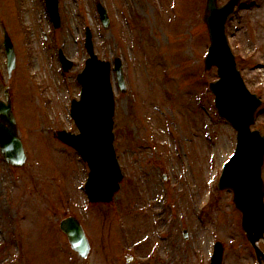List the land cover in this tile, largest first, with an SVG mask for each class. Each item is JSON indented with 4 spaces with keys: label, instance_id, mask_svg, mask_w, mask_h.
<instances>
[{
    "label": "rangeland",
    "instance_id": "1",
    "mask_svg": "<svg viewBox=\"0 0 264 264\" xmlns=\"http://www.w3.org/2000/svg\"><path fill=\"white\" fill-rule=\"evenodd\" d=\"M100 1L108 29L94 0H58L56 29L44 0H0V96L9 84L27 155L12 167L0 154V264H209L215 240L222 264H255L231 191L216 187L235 131L217 116L208 89L216 72L203 64L205 0ZM2 23L17 58L10 78ZM85 26L99 58L120 59L126 84L120 91L113 71V143L124 178L113 201L92 205L79 187L86 163L53 136L77 132L69 110L87 57ZM227 34L246 85L262 99L253 127L264 134V0H243ZM58 49L73 61L70 70ZM70 214L90 240L86 259L59 228Z\"/></svg>",
    "mask_w": 264,
    "mask_h": 264
},
{
    "label": "water",
    "instance_id": "2",
    "mask_svg": "<svg viewBox=\"0 0 264 264\" xmlns=\"http://www.w3.org/2000/svg\"><path fill=\"white\" fill-rule=\"evenodd\" d=\"M241 0H228L218 5L216 0H207L204 21L210 38L208 53L204 59L205 69L217 66L219 78L210 82L215 94V106L221 117L226 118L236 130L237 144L234 154L225 163L219 179L220 189H231L234 206L241 213V227L254 248L258 264H264V251L259 242L264 241V183L261 176L264 160V136L259 130H251L256 108L261 103L256 94L247 89L237 69L231 51L225 24ZM47 8L55 26L59 25L57 0H46ZM96 6L107 28L109 17L105 7L97 0ZM85 45L89 53L85 67L77 76L82 84L79 101H72V115L80 133L61 130L57 137L78 150L88 162L90 171L86 182L88 199L91 202H109L119 188L122 173L112 146L113 94L109 83V61H100L94 54L91 31L86 27ZM4 46L8 57V73L15 66L13 44L4 31ZM63 66L68 69L72 62L61 55ZM119 87L124 90L122 64L114 60ZM6 101L0 99V150L5 160L16 167L26 161L25 151L18 136L16 120L11 107L8 86H5ZM61 230L74 251L86 258L91 246L82 225L75 216L60 221ZM223 247L215 245L211 264H221Z\"/></svg>",
    "mask_w": 264,
    "mask_h": 264
}]
</instances>
